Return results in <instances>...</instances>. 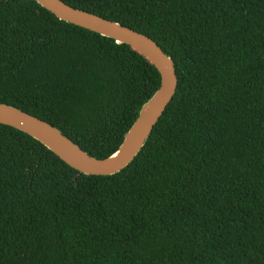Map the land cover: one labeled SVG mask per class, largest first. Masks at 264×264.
Wrapping results in <instances>:
<instances>
[{
	"label": "trees",
	"instance_id": "obj_1",
	"mask_svg": "<svg viewBox=\"0 0 264 264\" xmlns=\"http://www.w3.org/2000/svg\"><path fill=\"white\" fill-rule=\"evenodd\" d=\"M152 38L176 95L135 160L80 174L0 124V264H264V0H62ZM161 85L139 50L0 0V103L114 154Z\"/></svg>",
	"mask_w": 264,
	"mask_h": 264
},
{
	"label": "water",
	"instance_id": "obj_2",
	"mask_svg": "<svg viewBox=\"0 0 264 264\" xmlns=\"http://www.w3.org/2000/svg\"><path fill=\"white\" fill-rule=\"evenodd\" d=\"M35 1L61 21L139 50L161 75L159 89L143 105L139 117L126 133L119 149L106 159L92 157L50 123L16 107L0 103V124L28 134L80 174L115 175L129 166L139 155L176 95L179 80L173 58L152 38L120 23L74 8L62 0Z\"/></svg>",
	"mask_w": 264,
	"mask_h": 264
}]
</instances>
